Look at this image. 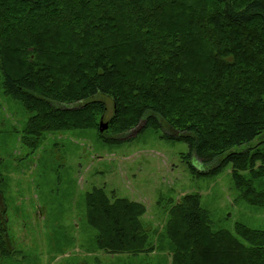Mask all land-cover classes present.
I'll use <instances>...</instances> for the list:
<instances>
[{
	"label": "trees",
	"instance_id": "trees-1",
	"mask_svg": "<svg viewBox=\"0 0 264 264\" xmlns=\"http://www.w3.org/2000/svg\"><path fill=\"white\" fill-rule=\"evenodd\" d=\"M0 89L31 113L29 147L76 129L111 142L162 120L213 165L205 174L231 165L241 198L264 207V149L248 147L264 133V0H0ZM85 205L100 249L153 251L141 202L94 187ZM3 234L0 264L17 253ZM165 235L170 264H264V230H214L199 194L172 205Z\"/></svg>",
	"mask_w": 264,
	"mask_h": 264
},
{
	"label": "rangeland",
	"instance_id": "rangeland-1",
	"mask_svg": "<svg viewBox=\"0 0 264 264\" xmlns=\"http://www.w3.org/2000/svg\"><path fill=\"white\" fill-rule=\"evenodd\" d=\"M99 98L108 107L100 121L107 122L113 103ZM30 116L0 89V190L8 234L19 250L4 264H170L165 226L172 205L186 194L200 195L214 230L234 232L237 222L264 230V207L241 198L232 166L205 174L213 165L189 156V145L165 121L154 127L144 120L122 135L106 132L111 142L92 129L47 132L29 147L21 137ZM257 146L264 149V133L248 145ZM94 187L146 207L142 220L153 251L112 254L98 247L97 231L85 219V194Z\"/></svg>",
	"mask_w": 264,
	"mask_h": 264
},
{
	"label": "flooded vegetation",
	"instance_id": "flooded-vegetation-1",
	"mask_svg": "<svg viewBox=\"0 0 264 264\" xmlns=\"http://www.w3.org/2000/svg\"><path fill=\"white\" fill-rule=\"evenodd\" d=\"M7 213H8V207H7L6 199L0 191V230L4 229V234L2 239L3 246H5L8 252L10 253H13L14 251L19 252L16 246L13 245V241L10 239L8 234L9 218ZM6 258L7 257L4 258L2 264H4Z\"/></svg>",
	"mask_w": 264,
	"mask_h": 264
},
{
	"label": "water",
	"instance_id": "water-1",
	"mask_svg": "<svg viewBox=\"0 0 264 264\" xmlns=\"http://www.w3.org/2000/svg\"><path fill=\"white\" fill-rule=\"evenodd\" d=\"M108 128H109V123L108 122H104L103 120H101L100 123H99V131L100 132H104Z\"/></svg>",
	"mask_w": 264,
	"mask_h": 264
}]
</instances>
